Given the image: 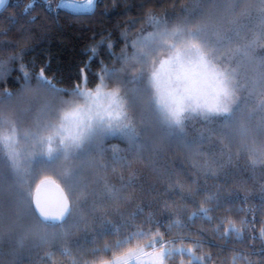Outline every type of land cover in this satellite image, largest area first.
Segmentation results:
<instances>
[{
	"label": "snow or ice",
	"instance_id": "6c2138e0",
	"mask_svg": "<svg viewBox=\"0 0 264 264\" xmlns=\"http://www.w3.org/2000/svg\"><path fill=\"white\" fill-rule=\"evenodd\" d=\"M243 2L233 0V7L226 9L227 16L222 18L220 24L211 23L203 13L196 21L192 18L193 13H188L170 26L169 20L163 16L158 18L154 13H148L147 22L154 30L130 44L134 49L131 55L122 52L117 57L125 67L109 70L102 66L101 71L95 74L94 86L90 87L88 66L85 65L79 82L71 90L58 88L45 77L42 68L37 76L38 87L51 95L55 103L46 104L28 127H24L27 110L8 117L0 114V157L6 156L10 162L20 185L18 203L37 226L35 230L19 236L17 243L21 247L29 237L43 244L52 237L62 235L60 232L50 233L47 229L65 228L69 221L78 217V209L90 205L93 218L104 227L100 235H113L116 238L102 248L82 250L91 256L83 264H165L166 259L174 254H186L188 264H201L205 258L197 256L193 247H171L174 241L165 240L164 233L159 230L163 225L151 217L142 225H136L134 221L138 213H133L132 219H126L121 227L108 228L106 218L111 215L123 216L121 206L136 198V171H130L126 180L120 174L119 187L101 175L94 182L95 186L89 188L80 181V170L69 168L63 174L64 188L56 185L60 197L56 207L52 208L42 196V186L55 184V181L41 180L33 195L30 186L25 187L28 174L26 165L32 161L50 165L61 159H82L97 150L102 156L103 142L110 136L127 141L128 152L139 159L145 148V142L140 139L141 132H147L152 127L162 134L163 139L175 141L191 150L208 138L203 133L188 138L186 129L194 121L206 126L219 124V128L209 129V133H219L228 141L221 152L227 155L229 163L245 154L250 159L248 167L253 171L258 165H264V0H254L253 4L238 12ZM8 4L9 0H0V9ZM45 4H48L47 10H51L49 0H45ZM14 6L19 7V4ZM33 7L34 0H30L22 14H30ZM94 7L95 0H57L56 4L57 9L84 13H91ZM228 16L232 19H228ZM224 24H227L226 30ZM104 43L101 41V46ZM107 46L109 49L112 47L110 44ZM91 51L95 56V49ZM10 59L16 60L17 57ZM23 67L21 71L27 81L29 76ZM241 67L245 71H239ZM122 72H130L131 75H122ZM129 84L135 87L129 88ZM12 95L4 93L0 96V104L6 99L11 100ZM257 116L260 117L258 121ZM21 142L24 143L23 149ZM233 143L239 145L235 153L229 148ZM25 153L31 160L25 159L22 163ZM92 163L100 173H107L109 168L116 172L112 165L100 160ZM112 163L119 164L125 170L132 168V161L120 155L114 154ZM212 163L223 167L214 158ZM215 174L208 165L205 177ZM157 175L168 199L180 196L182 201L191 199L195 202L194 197L203 191L200 187H189L185 192L184 181L173 170H157ZM2 179L0 173V181ZM188 179L192 186L199 183L198 178ZM152 190L156 191L155 186ZM234 196L240 198L239 193H234ZM172 202L174 204L175 200ZM163 203L165 208L170 207L167 200ZM204 203L214 207H201L189 220L199 216L211 222L213 217L209 216V212L233 203V199L212 195ZM3 220L0 213V239L3 238ZM216 220L215 233H220L221 227L228 224L222 239H230L234 235L242 242L245 233L255 231L254 219L241 220L239 227L227 216ZM250 224L253 225L251 228ZM171 227H183V224L180 219H174L169 225ZM259 238H264V228L260 230ZM180 243L183 245L184 240ZM191 243L199 248L203 241L195 239ZM108 253H111L110 257ZM63 254L71 255L68 252ZM242 258L237 255L233 261ZM246 264L253 262L246 261Z\"/></svg>",
	"mask_w": 264,
	"mask_h": 264
},
{
	"label": "trees",
	"instance_id": "16d2710c",
	"mask_svg": "<svg viewBox=\"0 0 264 264\" xmlns=\"http://www.w3.org/2000/svg\"><path fill=\"white\" fill-rule=\"evenodd\" d=\"M29 2L30 0H9V4L0 10V62H2L0 96L4 93H14L27 83L21 71L22 65L23 71L28 73L31 80L35 79L43 68L46 78L58 88L67 90H71L73 85L79 82L81 70L87 65L89 86H94L95 74L101 71L102 66L109 70L113 68L120 70L125 67L123 61H118L117 57H120L122 52L131 55L134 49L130 44L139 36H147L154 30L147 22L148 13H154L158 18L163 16L169 20L170 26L175 25L188 13H193L192 18L196 21L200 20L203 13L211 23L220 24L222 18L227 16L226 9L233 7V0H96L91 13H75L57 9V0H49L51 10H47L48 4H45V0H34L30 14H22ZM253 3L254 0H244L238 12ZM16 4H19V7L14 6ZM227 18L232 19L231 16ZM133 21L134 24L131 23ZM224 28L227 29V24H224ZM101 41L105 42L104 46H101ZM109 44L112 46L110 49L107 46ZM92 49H95V56ZM13 56L17 59L11 60L10 57ZM238 70L245 71L243 67ZM121 74L131 75L130 72ZM132 87L135 85L129 84V88ZM259 119L257 116L256 120ZM214 128H219V124L206 126L202 122L194 121L192 126L186 129L188 138L197 137L200 133L208 138L189 150L175 141L163 139L162 134L152 127L147 132H141L140 139L145 142V148L139 159H135L134 154L128 152L127 141L114 138L105 142L102 145L103 155L95 161L100 160L102 163L112 165L116 172L113 173L109 168L107 173H100L92 164L91 169L86 168L85 171L94 170L97 173L93 171L87 174L81 182L92 187L95 186L97 178L103 175L110 183L119 187V175L122 174L126 180L133 170L137 173L138 181V187L135 189L136 198L121 206L123 216H108L107 226H118L126 219L131 220L133 213H138L134 221L136 225H142L151 217L163 225L159 230L164 233L165 240L174 241L171 247H193L197 256L205 258L201 264H246V261L264 264V238H259L260 230L264 228V165H258L253 171L248 167L250 159L245 154L235 157L229 163L227 155L221 152L228 141L219 133L210 134L209 129ZM238 147V143L229 146L234 153L238 151ZM114 154L131 160L132 168L125 170L119 164H113ZM213 158L221 162L223 167L213 164ZM208 165H211L216 174L206 178ZM165 168L179 175L184 181L185 192L189 187L203 189L200 195L194 197L195 202L191 199L182 201L180 196L168 199V195L163 192V183L157 175V170L162 172ZM0 173L5 183L3 192L8 193V199L4 198L2 192L0 193V213L5 218L11 208L4 209L3 205L9 201L15 205L19 199L17 193L20 185L10 162L4 156L0 157ZM27 177L28 174L25 187H29ZM188 177L198 178V185L192 186ZM45 179L49 177L42 180ZM40 181L33 187V195ZM55 184L63 188L57 182ZM153 186L156 191L152 190ZM234 193H239L240 198H236ZM212 195L232 197L233 203L209 212V216L213 217L211 222L199 216L189 220L188 218L193 213H198L201 207H214L204 203L205 199ZM165 200L168 201L169 208L164 207ZM172 200H175L174 204ZM32 208H35L34 203ZM86 215L90 218L84 216L74 226L60 229L62 235L52 237L47 243L36 242L35 247L25 256L18 257L17 261L8 258V253L4 252L8 244L7 238L0 239V264H72L74 258L82 253L86 260L91 259V256L82 251L83 249L102 248L116 237L113 235L97 237L104 231V227L99 221L91 218L93 215L89 209ZM225 216L234 221L237 227L240 226L241 220L254 219L255 231L245 233L242 242L234 235L230 239H222L221 236L228 224L225 223L221 227L220 233H215L213 229L216 227V218ZM174 219H180L183 227L169 228ZM252 226L249 225L250 228ZM250 236L258 238L249 239ZM195 239L203 241L199 248H195L191 243V240ZM181 240H184L183 245L180 243ZM65 252L71 255H64ZM237 255L243 258L233 261V257ZM175 257L188 264L189 257L186 254H177Z\"/></svg>",
	"mask_w": 264,
	"mask_h": 264
},
{
	"label": "rangeland",
	"instance_id": "374dc122",
	"mask_svg": "<svg viewBox=\"0 0 264 264\" xmlns=\"http://www.w3.org/2000/svg\"><path fill=\"white\" fill-rule=\"evenodd\" d=\"M69 2H71V0H69ZM81 2H85V0H81ZM66 10L72 11L71 9H66ZM75 13H84V12H75ZM29 80H31V78L27 80V83L24 84L22 88L12 93L13 95L11 100L6 99L5 102L1 104V106L2 105L3 106L2 107L0 106L2 109L0 114H3L5 117L12 116L27 110V118L24 121V127H28L31 125L32 120L46 104L55 103V100L51 95H49L43 89L38 87L37 76L35 77V79L31 81ZM64 98L67 99L68 97L64 96ZM114 138H119V137L118 136L107 137L103 142V145L105 144V142L109 140H113ZM21 148L22 149L24 148L23 142H21ZM98 151L99 150L94 151L86 158L74 159L69 161H64L63 159H61L50 165L32 161L31 163L26 165L28 169L27 178L29 181L27 185H29L31 190H33V187L36 185L38 181L44 179L45 177H49V179H52V181L54 180L64 188L63 174L69 168H75L80 170L81 175L79 179L81 181L87 177V174L94 171L93 169H92L93 171H85V169L86 168L91 169V166L93 164L92 162L95 161V159H97L98 157H100L99 154L100 152ZM4 158H6V156H4ZM25 159L31 160V157H28L27 153H25L21 159V162L24 163ZM94 172L97 173L96 171ZM4 188H5V183L2 180L0 181V193L2 192L4 198H7L8 193L7 191L3 192ZM89 188H91V186H89ZM5 203L3 205V208L4 209L11 208V211L9 215L5 216L3 220L5 222L3 223V225L4 224L5 225L2 229L3 238L4 239L7 238V242H8V244L5 246L6 249H4L5 250L4 252L8 253L9 255L8 258H11V260L16 259L17 261L18 257L25 256L26 254H28V251L32 250V248L35 247L34 245L36 244V242L33 241V238L29 237L26 239L25 245L21 247L17 243L19 236L29 230H35L37 226L35 224L34 219H32L30 216L26 214V212L18 203V201L15 203V205H12L10 201L6 205ZM88 209L90 211V205L78 209V213H79L78 217H74L73 220L69 221L66 226H72V225L74 226V224L81 221L84 216L89 217V215H86ZM91 218H93V216H91ZM123 224L124 222H121L118 226L110 225L108 228H119ZM10 225L12 227H10ZM59 230L60 229H47V231L50 233L60 232ZM100 236L101 235H98L97 237ZM13 248H15L16 250H14ZM176 255L177 254H174L172 257L166 259L165 264H181L183 260L176 258L175 257ZM107 256L110 257L111 254L108 253ZM57 258L59 259V261L62 260L58 255ZM84 260H86V256L83 253L77 255L74 258V262H78V264H83ZM183 264H185L184 261Z\"/></svg>",
	"mask_w": 264,
	"mask_h": 264
},
{
	"label": "water",
	"instance_id": "95a60500",
	"mask_svg": "<svg viewBox=\"0 0 264 264\" xmlns=\"http://www.w3.org/2000/svg\"><path fill=\"white\" fill-rule=\"evenodd\" d=\"M56 185L57 184H46V185L42 186V196L47 199V201L49 202V205L52 208L56 207V204H57L59 197H60V193L57 190Z\"/></svg>",
	"mask_w": 264,
	"mask_h": 264
},
{
	"label": "flooded vegetation",
	"instance_id": "af4514ba",
	"mask_svg": "<svg viewBox=\"0 0 264 264\" xmlns=\"http://www.w3.org/2000/svg\"><path fill=\"white\" fill-rule=\"evenodd\" d=\"M96 1V0H95ZM1 10V9H0Z\"/></svg>",
	"mask_w": 264,
	"mask_h": 264
}]
</instances>
